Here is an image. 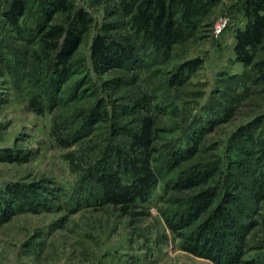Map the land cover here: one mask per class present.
<instances>
[{
  "label": "rangeland",
  "instance_id": "1",
  "mask_svg": "<svg viewBox=\"0 0 264 264\" xmlns=\"http://www.w3.org/2000/svg\"><path fill=\"white\" fill-rule=\"evenodd\" d=\"M11 2L0 0V264H264V80L235 58L243 1L187 19L178 6L182 35L164 53L134 22L143 0H70L90 22L56 89L41 0L15 25ZM101 34L133 48L131 62L94 65ZM149 116L158 182L146 201L110 203L97 180L131 181L133 135Z\"/></svg>",
  "mask_w": 264,
  "mask_h": 264
},
{
  "label": "trees",
  "instance_id": "2",
  "mask_svg": "<svg viewBox=\"0 0 264 264\" xmlns=\"http://www.w3.org/2000/svg\"><path fill=\"white\" fill-rule=\"evenodd\" d=\"M222 0H143L142 5L137 7V14L133 16L138 28L147 34V39L152 43L156 51L169 52L172 45L177 41L182 33L181 22L175 18L174 10L179 6L183 10L184 19L192 18L199 9L207 10L217 5ZM242 13L245 17L243 28H238L235 32L234 53L238 62L250 67L264 80V0H242ZM29 0H12L8 12L5 13L6 20L12 24H17L19 17L29 9ZM41 15L45 18V25L39 31L40 41L45 52L46 67L49 69L48 82L50 87L58 88L63 83L69 73V64L72 60L76 47L80 42L81 31H85L89 19L87 13L76 10L70 0H41ZM44 7V9H43ZM143 7V8H142ZM144 8L146 10H144ZM61 12L65 16L66 28L63 24H50L48 12ZM42 18V19H43ZM94 65L112 66L131 62L135 50L130 46L114 45L109 43L106 36L97 35L91 45ZM258 51H262L263 56L255 59ZM43 59L37 56L38 62ZM191 64V63H190ZM181 78V77H179ZM47 82V83H48ZM32 106L38 114H42L38 99H32ZM258 121V120H257ZM255 122L258 123V122ZM139 134L133 135L132 150L134 151L131 165V181L123 184L122 180L115 175L100 177V184L103 196L107 201L116 205L134 204L136 200L146 201L151 194L153 186L158 182V173L153 171L150 165L149 149L151 136L153 134V121L151 117H145L141 121ZM257 127V124H256ZM253 129L243 128L239 137L244 136L247 143L252 142ZM59 141H61L59 139ZM68 146V143L64 144ZM254 150H248L247 158H252ZM119 157H121L119 155ZM264 160V151L258 159ZM262 161L260 174L257 175L259 187L264 190V162ZM249 161L242 160L240 169L248 167ZM256 163V164H257Z\"/></svg>",
  "mask_w": 264,
  "mask_h": 264
},
{
  "label": "built area",
  "instance_id": "3",
  "mask_svg": "<svg viewBox=\"0 0 264 264\" xmlns=\"http://www.w3.org/2000/svg\"><path fill=\"white\" fill-rule=\"evenodd\" d=\"M226 22H227V20H225V19H223L222 21L218 22L215 25L216 32L220 33V31H222V29L224 28Z\"/></svg>",
  "mask_w": 264,
  "mask_h": 264
}]
</instances>
